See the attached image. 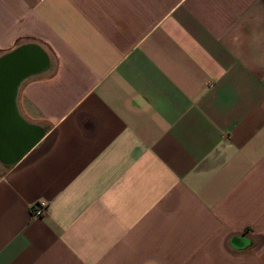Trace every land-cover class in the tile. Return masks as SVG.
<instances>
[{
	"label": "crops",
	"instance_id": "0c3cea01",
	"mask_svg": "<svg viewBox=\"0 0 264 264\" xmlns=\"http://www.w3.org/2000/svg\"><path fill=\"white\" fill-rule=\"evenodd\" d=\"M30 44L0 264H264V0H0Z\"/></svg>",
	"mask_w": 264,
	"mask_h": 264
},
{
	"label": "water",
	"instance_id": "95a60500",
	"mask_svg": "<svg viewBox=\"0 0 264 264\" xmlns=\"http://www.w3.org/2000/svg\"><path fill=\"white\" fill-rule=\"evenodd\" d=\"M45 54L36 45L18 47L0 57V123L1 129L9 125L13 115L15 97L21 81L45 65ZM4 126V128H2ZM34 135L28 136L23 148L28 147Z\"/></svg>",
	"mask_w": 264,
	"mask_h": 264
},
{
	"label": "built area",
	"instance_id": "2783aa9c",
	"mask_svg": "<svg viewBox=\"0 0 264 264\" xmlns=\"http://www.w3.org/2000/svg\"><path fill=\"white\" fill-rule=\"evenodd\" d=\"M36 208H37V213H42L43 212V208H44V203H38L36 205Z\"/></svg>",
	"mask_w": 264,
	"mask_h": 264
}]
</instances>
